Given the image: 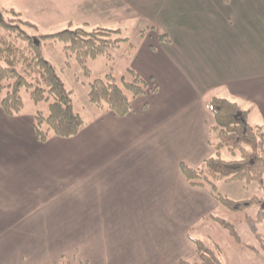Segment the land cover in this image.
I'll return each instance as SVG.
<instances>
[{
	"label": "crops",
	"instance_id": "1",
	"mask_svg": "<svg viewBox=\"0 0 264 264\" xmlns=\"http://www.w3.org/2000/svg\"><path fill=\"white\" fill-rule=\"evenodd\" d=\"M56 1L72 27L138 16L130 68L158 91L125 116L91 108L77 135L44 143L34 114H7L0 95V264H166L221 205L182 170L215 155L211 100L237 101L264 128V0Z\"/></svg>",
	"mask_w": 264,
	"mask_h": 264
},
{
	"label": "trees",
	"instance_id": "2",
	"mask_svg": "<svg viewBox=\"0 0 264 264\" xmlns=\"http://www.w3.org/2000/svg\"><path fill=\"white\" fill-rule=\"evenodd\" d=\"M27 27H36L24 19L22 13L14 8H0V92L1 105L9 115H16L24 109L22 91L31 92L35 102H48V112L38 110L34 115V128L39 142H46L52 135L72 137L85 125L81 114L75 110L72 91L60 76L57 67L43 54L44 46L57 42L64 44L67 54L86 68L90 58L109 55L112 47L122 42L133 44L128 38L119 37L120 29L103 26L72 27L56 33L34 37ZM162 38L169 40L165 34ZM131 43V44H130ZM158 86L144 78L133 68L127 75L118 79L113 73L98 77L90 83L89 101L97 108H106L117 115L125 116L133 110L134 99L149 92H157ZM214 123L210 128V143L215 155L208 157L198 167L182 164V170L193 186H208L215 198L233 211H245L258 205L257 218L249 217L252 228L257 232V223L264 219V199L254 196L245 200H234L219 192L222 181H243L257 183L264 187V128L250 122V110L237 101L214 97L210 102ZM227 149L239 158L227 160L221 156ZM223 224L231 228L236 239H240L233 224ZM199 261L191 263L182 259L181 264H224L219 252L208 248L201 240L194 239ZM55 264H73L68 255H63ZM75 264H89L79 261Z\"/></svg>",
	"mask_w": 264,
	"mask_h": 264
},
{
	"label": "rangeland",
	"instance_id": "3",
	"mask_svg": "<svg viewBox=\"0 0 264 264\" xmlns=\"http://www.w3.org/2000/svg\"><path fill=\"white\" fill-rule=\"evenodd\" d=\"M58 1L62 3L65 11L68 10L69 5H65L68 2L64 0ZM55 4H57L56 0H0V8H14L23 14L24 19L33 22L36 27H27V31L37 38L69 28V24H64L63 20H61L65 12L56 11L54 8ZM79 10L78 6L73 4L71 11L76 12ZM119 13L123 15L119 16L115 12V14L103 16L102 25L113 30L120 28L119 37L128 38L133 46L130 47L127 42H122L118 47H112L109 55L90 58L86 62L89 71L75 56L65 52L62 42L43 47L44 56L57 67L60 76L66 83L67 89L72 91L75 110L85 120L91 117L89 116L91 108H97L89 101L90 83L94 79L105 77L110 73H113L118 79L127 75L135 48L139 47L138 43L141 37L140 34L135 36V23L131 20L139 17L136 15L131 16L124 10L119 11ZM89 28L92 29V27ZM0 95L2 94L0 93ZM22 96L25 112H31L34 115L38 110H42L45 113L48 112L47 101L35 102L31 98V92L26 89L22 91ZM221 156L227 160L239 158L238 154L234 156L227 149L222 152ZM218 190L223 196L234 200H245L254 196L264 199V187H260L257 183L222 181L219 183ZM258 212V205L251 206L245 211H233L221 204L212 214L207 215L198 225L190 229V242L187 244L183 243L178 248H175L171 260L167 263L181 264L180 259L188 260L191 263L199 261L197 245L194 242V239H196L201 240L206 247L217 250L224 264H264V219L257 223V232L253 230L248 219L249 217L257 218ZM220 219H224L225 223L233 224L239 234V240L232 234L231 228L223 224ZM83 242H81V246L84 245ZM78 251V255H80L81 249H78ZM3 255V253H0V256ZM166 256L169 258V254ZM69 258L73 264L85 261L83 259L77 261L70 256Z\"/></svg>",
	"mask_w": 264,
	"mask_h": 264
}]
</instances>
